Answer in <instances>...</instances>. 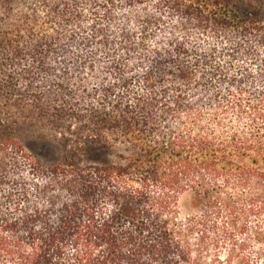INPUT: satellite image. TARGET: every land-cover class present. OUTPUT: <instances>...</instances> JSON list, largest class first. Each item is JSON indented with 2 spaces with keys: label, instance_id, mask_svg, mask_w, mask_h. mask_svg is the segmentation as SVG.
<instances>
[{
  "label": "trees",
  "instance_id": "obj_1",
  "mask_svg": "<svg viewBox=\"0 0 264 264\" xmlns=\"http://www.w3.org/2000/svg\"><path fill=\"white\" fill-rule=\"evenodd\" d=\"M0 264H264V0H0Z\"/></svg>",
  "mask_w": 264,
  "mask_h": 264
},
{
  "label": "rangeland",
  "instance_id": "obj_2",
  "mask_svg": "<svg viewBox=\"0 0 264 264\" xmlns=\"http://www.w3.org/2000/svg\"><path fill=\"white\" fill-rule=\"evenodd\" d=\"M14 139L18 140L25 150L35 156L42 164L51 166L61 158L62 151L56 143L46 138H37L30 136L21 129L13 130ZM81 160L84 165L87 164H106L107 151H103L99 147L86 145L81 152ZM181 206L184 209L189 208V197L185 196L181 200Z\"/></svg>",
  "mask_w": 264,
  "mask_h": 264
}]
</instances>
